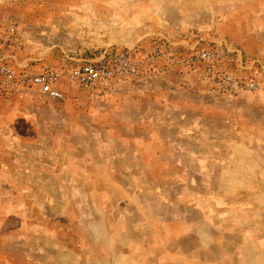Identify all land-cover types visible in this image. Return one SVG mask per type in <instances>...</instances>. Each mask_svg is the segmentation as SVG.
<instances>
[{"label":"rangeland","instance_id":"rangeland-1","mask_svg":"<svg viewBox=\"0 0 264 264\" xmlns=\"http://www.w3.org/2000/svg\"><path fill=\"white\" fill-rule=\"evenodd\" d=\"M201 40L258 89L183 65ZM157 46L63 100L0 90V264H264V0H0L19 75Z\"/></svg>","mask_w":264,"mask_h":264},{"label":"built area","instance_id":"built-area-1","mask_svg":"<svg viewBox=\"0 0 264 264\" xmlns=\"http://www.w3.org/2000/svg\"><path fill=\"white\" fill-rule=\"evenodd\" d=\"M202 41H199L193 48V53L186 57L183 65L193 67L196 64L205 63L206 70L204 69L201 73L215 80V84L221 89L231 93L258 89L259 83L254 79L245 81L234 79L224 70L216 74L214 65L222 58V54L208 49L197 50L196 47ZM235 53L238 54V51H235ZM165 55H167V51L160 46L155 47L150 54L144 55L142 58L137 57L136 53L127 50L115 53L106 51L99 59L84 61L80 66L71 70L47 69L40 74L34 75H19L8 63H1L0 90L27 84L38 87L43 94L51 99L63 100L64 92L58 87V83L62 79H67L78 86L88 88L117 78H136L142 74L145 65H152ZM169 55L171 57L170 61L176 65L173 53Z\"/></svg>","mask_w":264,"mask_h":264}]
</instances>
